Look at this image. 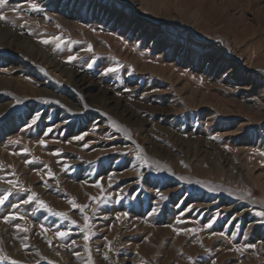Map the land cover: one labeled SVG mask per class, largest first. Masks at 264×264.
<instances>
[{
  "label": "rangeland",
  "instance_id": "rangeland-1",
  "mask_svg": "<svg viewBox=\"0 0 264 264\" xmlns=\"http://www.w3.org/2000/svg\"><path fill=\"white\" fill-rule=\"evenodd\" d=\"M166 1L0 7V264H264V0ZM31 192L52 212L22 204Z\"/></svg>",
  "mask_w": 264,
  "mask_h": 264
},
{
  "label": "snow or ice",
  "instance_id": "snow-or-ice-1",
  "mask_svg": "<svg viewBox=\"0 0 264 264\" xmlns=\"http://www.w3.org/2000/svg\"><path fill=\"white\" fill-rule=\"evenodd\" d=\"M5 4H6V0H0V7H3ZM31 8H32L33 10H38V5H37L36 3H32V4H31ZM13 10L15 11V9H13ZM5 19H6V17L3 15V13H0V20H5ZM58 27H59V26H58ZM51 39H55V40H58V41L63 42V41H62V38L59 37V36L52 37ZM41 42L44 43V44H48V43H50V40H49V39H42ZM58 46H59V45H58ZM87 51H88V52H92V51H93V46H92L91 44L88 45V47H87ZM78 58H79V54H78V53H77V54H74V55H69V56L67 57V62H73V61H76ZM88 67H92V65L89 64ZM117 70H118V66H109V67H106V68L103 70V74L107 75V74H109V73H114V72H116ZM56 103H59V101H56ZM40 116H41V114H40L39 112H36V113L32 116L31 123L28 125L29 129H30L32 126H34V125H36V124L38 123V120H39ZM113 124L115 125V122H114V121H113ZM52 130H53V129H52L51 127L48 128V129H47V132L45 133V135H47V133L52 132ZM85 135H86V133H85V134H81V135L74 136V137H73V140L81 141V140L84 139V136H85ZM214 139H215V137H214ZM15 142H16V143H19L20 141L17 140V141H15ZM39 144L42 145V146H44V145L47 144V141H46L45 139H40V140H39ZM84 147H88V145L85 144ZM24 151H27V149H24ZM55 154H56V155H60V152L57 151ZM137 159H140V160H142L145 164H147V160H146V158L140 156L139 153L137 154ZM26 162H27V161H26ZM68 167H69L68 165H65V168H68ZM156 170H157V171H162L163 169H159V168H157ZM47 175H48L49 177H53V176H54V173H52L51 170L49 169L48 172H47ZM141 175H143V174H141ZM2 179H5V177H0V180H2ZM111 179H112V177L110 176V177H109V180H111ZM7 183L11 185V184H13V181H12L11 179H8V180H7ZM195 183L199 184L200 181H196ZM94 186L97 187V188H99V189H101V195L98 196V197H97V196H92V197H90V200L95 201L97 204L104 203V202L108 201L109 197H108L107 195L104 194V189H103V186H102V184H101V181H100V180H97V181L95 182ZM21 190H23V191H25V192H28V191H29V190H27V189H23V188H22ZM209 190H210V191H214V189H209ZM7 199H8L7 196L0 197V205H4V204H5V201H6ZM161 199H166V197H164V196L162 195V196H161ZM31 202H35V203H36L38 206H40L41 208H47V210H48L49 212H52V209L49 208V207L47 206V204H46V202H45L44 200H42V199H38V198H37V194H36L35 192H31L29 195H27L26 199H23V200L21 201V203H22V204H25V205H26V204H29V203H31ZM71 203H72V207H73L74 209H78V210H80L81 213H84V209L88 207V205H81V204L76 203L75 200L71 201ZM12 207H13V208H18L19 205H18V204H14V205H12ZM155 211H156V209L153 208L152 211L148 213V215H149V216L153 215V214L155 213ZM55 215H56V216H59V217L67 218V214L64 213V212H56ZM121 215L127 217V216H128V213L125 212V213H122V214H118V215H117V218L119 219V217H120ZM258 215H260L261 217H264V211L258 213ZM105 218H106V217H105ZM17 219L23 220L24 217H23V216H19L18 213H12V212H10L8 215L3 216V220H4L5 222H8V221H15V220H17ZM89 220H90V217H89L88 215L85 214V215H84V221H85V224H84V232H85V234L83 235V239H84L85 241H88V240L90 239V235H93V236H94V235L96 234L95 232H91V233H89V223H88ZM213 222H214V220L209 221V223L206 224L204 227H205V228H211ZM72 224H76V221L73 220V221H72ZM14 226H15V228H17V229H19V230H21V231H24V232H27V231H28L27 228H23V229H22V228H21V225H20L19 223L15 224ZM40 228L43 230V232L41 233V235H43L44 233H46V232L49 230L47 227H45L44 224H41V225H40ZM174 231H175L177 234H180L181 232H193V233H194V232L198 231V229H196V228H191V229H187V228H175ZM55 235H56L57 238L63 240V239H67V238L71 235V231H70V230H65V231L57 230L56 233H55ZM212 235H220V236H223V235H225V234L221 232V233H212ZM24 239H28V237H24ZM47 242H48L49 245L52 244V241H51V240H49V241H47ZM75 243H76L75 240H72V241H71V246H75ZM85 247H87V245H85ZM245 247H246V248H254L255 245H252V244H246ZM240 250H241V249H237V251H240ZM74 255L79 256L80 253H79V252H75ZM0 259H11V258H10V257H7V256H3V257H0ZM190 259H191V258H190ZM13 264H16V262H13ZM213 264H215V262H213Z\"/></svg>",
  "mask_w": 264,
  "mask_h": 264
},
{
  "label": "bare ground",
  "instance_id": "bare-ground-1",
  "mask_svg": "<svg viewBox=\"0 0 264 264\" xmlns=\"http://www.w3.org/2000/svg\"><path fill=\"white\" fill-rule=\"evenodd\" d=\"M166 1V0H165ZM167 2V1H166ZM224 2H225V0H220V3L219 4H221V5H225L224 4ZM168 3V2H167ZM228 4V3H227ZM229 5V4H228ZM238 8V7H237ZM238 10V9H237ZM236 12V11H235ZM234 12V13H235ZM239 13V12H238ZM241 13V12H240ZM240 13H239V15H240ZM171 18V17H170ZM170 18H166V20H169ZM173 19H175V18H173ZM236 41V40H235ZM250 46H253V45H250ZM255 46V45H254ZM242 47V46H241ZM257 47V46H256ZM248 48V47H247ZM251 48H253V47H251ZM255 48V47H254ZM33 49V48H32ZM38 49V48H37ZM237 49V48H236ZM245 49V48H244ZM256 50V49H255ZM39 51V50H38ZM257 51V50H256ZM255 51V53H257ZM236 52V51H235ZM252 52V51H251ZM43 53V52H42ZM239 53L240 54H242V52L241 51H239ZM249 53V52H248ZM39 55V54H38ZM37 55V56H38ZM49 55V54H48ZM253 55V54H252ZM264 55V54H263ZM262 55V57H264ZM40 56V55H39ZM45 56L46 55H44V58H45ZM50 56V55H49ZM47 57V56H46ZM257 57V56H256ZM253 59H254V57H252ZM259 58H260V56H259ZM49 59V58H48ZM51 60L49 61L50 62V66L51 67H53V69H55V70H60V69H62L63 67H62V65H60L58 62H56V61H53L52 60V58H50ZM258 60H260V59H258ZM263 60V59H262ZM45 61V60H44ZM255 61V60H254ZM257 62V61H256ZM258 63H259V61H258ZM261 63V62H260ZM244 64L247 66V68L248 69H250V70H252V69H254V68H256V67H258V64H253V61L252 60H250V58H247V60H246V62H244ZM50 67V68H51ZM259 68V67H258ZM52 69V68H51ZM63 70V69H62ZM68 70V69H67ZM232 70H235V69H232ZM263 70V73H264V69H262ZM70 71V70H69ZM72 71V70H71ZM262 72V71H261ZM68 80L69 81H71V82H73L75 85H78V86H80L81 85V83L82 82H84V80H85V78L79 73V72H73L72 73V75L70 76V78H68ZM46 92V91H45ZM48 93H50V92H48Z\"/></svg>",
  "mask_w": 264,
  "mask_h": 264
}]
</instances>
